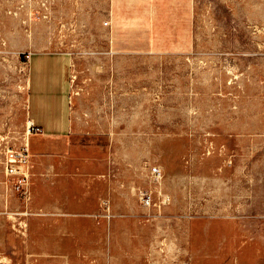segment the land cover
Returning <instances> with one entry per match:
<instances>
[{"label":"rangeland","instance_id":"374dc122","mask_svg":"<svg viewBox=\"0 0 264 264\" xmlns=\"http://www.w3.org/2000/svg\"><path fill=\"white\" fill-rule=\"evenodd\" d=\"M86 1L0 0L9 210L25 207L4 157L28 133L26 37L73 50L77 97L67 142L30 135L33 214H0V264H264V0H193L190 55L117 65Z\"/></svg>","mask_w":264,"mask_h":264},{"label":"crops","instance_id":"0c3cea01","mask_svg":"<svg viewBox=\"0 0 264 264\" xmlns=\"http://www.w3.org/2000/svg\"><path fill=\"white\" fill-rule=\"evenodd\" d=\"M82 11L83 23H94L102 38L107 39L102 54L113 64L133 56L190 55L192 51L193 0H87ZM46 21L53 22L49 18ZM99 33L93 31L94 36ZM26 39L30 43L26 60V115L29 122L34 121L42 129L33 133L31 146L38 148L42 140L67 142L77 126L75 53L60 46L39 49L35 42H30L33 37ZM27 130L26 143L30 145L32 133L28 127ZM70 230L80 231L78 227Z\"/></svg>","mask_w":264,"mask_h":264},{"label":"built area","instance_id":"2783aa9c","mask_svg":"<svg viewBox=\"0 0 264 264\" xmlns=\"http://www.w3.org/2000/svg\"><path fill=\"white\" fill-rule=\"evenodd\" d=\"M29 131L33 133L41 132L40 127L35 126L34 121L29 122ZM30 147L28 144L23 143L16 148L7 149L4 157V169L6 181L5 184L9 187L18 198L24 199L25 207L20 210L17 207L15 210L4 206L0 194V214H13L15 216H29L33 212L29 209L28 201L31 198V175H30ZM159 171L158 166L152 167V173L155 174ZM148 205L151 204V196L143 194L141 197Z\"/></svg>","mask_w":264,"mask_h":264},{"label":"bare ground","instance_id":"6f19581e","mask_svg":"<svg viewBox=\"0 0 264 264\" xmlns=\"http://www.w3.org/2000/svg\"><path fill=\"white\" fill-rule=\"evenodd\" d=\"M26 139H27V136H26ZM27 144V143H26ZM7 204H9V203H7Z\"/></svg>","mask_w":264,"mask_h":264}]
</instances>
